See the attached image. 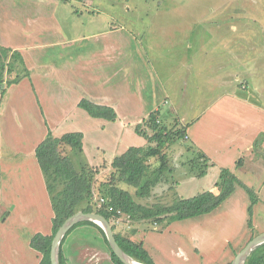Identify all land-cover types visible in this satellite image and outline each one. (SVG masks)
Masks as SVG:
<instances>
[{
    "label": "rangeland",
    "instance_id": "1",
    "mask_svg": "<svg viewBox=\"0 0 264 264\" xmlns=\"http://www.w3.org/2000/svg\"><path fill=\"white\" fill-rule=\"evenodd\" d=\"M59 2L56 10L60 25L69 27L81 42L86 36L88 40L85 43L91 44L109 36L101 35L109 31L127 37L131 45L130 58L137 70L136 78L130 81V93L136 94L137 90L139 94L145 88L148 101L153 98V102L157 100L159 105L152 111H160V126L171 132L185 126L186 133L190 134L165 149L171 167L177 170L176 180L171 176L173 181L170 184L163 181L154 187L151 196L145 198L137 195L132 186L124 184L123 187L132 191L137 201L149 206L155 203L171 205L177 197L218 191L215 183L220 169L227 166L236 171L233 149L229 152L232 147L227 145L229 129L237 130L239 120L243 119V123L247 121L250 127L264 131V0ZM6 60L1 61L0 55V64ZM141 74L144 87L138 80ZM241 108L242 111L238 112ZM135 114L136 111L129 113L131 117ZM138 116L134 120L137 121ZM143 121L144 129L148 128V117ZM136 125H130L127 131L125 139L130 145H153L135 131ZM148 131L154 133L150 127ZM82 140L83 148L71 150L70 156L78 168L88 165L103 172L96 179L98 185L110 171V161L93 166L84 149L87 146L92 151L96 144ZM219 142L224 144L222 152L227 153L220 154L225 156L223 159L213 150ZM259 152L260 157L256 153L248 159L245 169L237 173L262 198L254 207V229L248 226L250 197L244 188L237 185L234 193L210 213L168 224L164 222L163 225L139 223L136 239L143 240L145 248L147 232L151 228L158 231L149 237L146 248L155 264H232L250 239L264 232V184L261 183L264 179V152ZM200 153H205L212 163L209 173L203 177L194 175L189 165L191 160L196 162ZM247 153L237 152L235 157L248 156ZM150 162L153 167L159 165L155 158ZM253 172L259 174L254 175ZM167 184L169 192L164 187ZM17 212V209L9 208L0 218V250L28 249L30 237L42 231L35 225L25 224L24 217H18ZM136 225L128 218L117 223L119 231L125 228L132 230ZM45 230L46 227L43 228ZM84 242L94 246L90 252L98 245L108 249L103 237L99 239L84 232L82 225L67 235L63 245L77 258L85 247ZM31 251L36 252L34 249ZM14 257V264L27 263L25 257L18 253ZM83 259L87 258L83 255ZM80 261L78 257L75 264H80ZM88 264H108V260L98 258L96 254Z\"/></svg>",
    "mask_w": 264,
    "mask_h": 264
},
{
    "label": "crops",
    "instance_id": "2",
    "mask_svg": "<svg viewBox=\"0 0 264 264\" xmlns=\"http://www.w3.org/2000/svg\"><path fill=\"white\" fill-rule=\"evenodd\" d=\"M59 1L0 0V55L1 61L7 59L0 64V218L9 208L17 209V216H23L25 224L39 227L42 231L36 233L44 234L52 232L54 212H50L52 204L46 179L36 157L38 145L49 134L61 137L70 132H82L85 143L89 140L90 144H96L92 151L85 146L88 161L93 166L111 162L131 147L125 139L129 126L140 123L159 106L153 98L148 101L145 88L139 94L137 90L136 94L130 93V81L136 78L137 70L130 58L131 45L127 37L109 31L101 34L109 36L91 44L85 43L86 36L81 42L69 27L60 25L56 10ZM138 80L144 87L142 74ZM83 98L113 108L116 119L92 116L80 106ZM133 111L136 114L131 117L129 113ZM241 111L242 108L238 112ZM242 120H239L237 130L231 128L227 133V145L232 147L229 152L233 149L236 171L225 168L236 175L245 169L248 159L255 156L254 142L261 132L264 133ZM189 136L187 132V138ZM195 141L198 144L196 137ZM221 143L213 150L223 159L225 156L220 154L227 153L222 152L224 144ZM200 146L210 154L203 145ZM242 151L248 152V156H241L245 158V164L238 168L237 161L241 157L236 158L235 154ZM173 168L165 172L169 184L177 177V170ZM261 183L264 184V179ZM169 184L164 186L167 192ZM152 229L147 232L146 248L149 237L158 232L156 228ZM84 232L102 238L95 227L84 226ZM36 233L30 237L29 243ZM85 244L78 255L80 264H88L96 254L113 264L108 249L98 245L90 252L94 246ZM29 247L18 248L19 251L0 250V264H14L16 253L25 257L26 264H39L42 254L35 249L36 252H32L31 244ZM83 255L87 259H83ZM63 257L67 264H75L78 258L65 246Z\"/></svg>",
    "mask_w": 264,
    "mask_h": 264
},
{
    "label": "trees",
    "instance_id": "3",
    "mask_svg": "<svg viewBox=\"0 0 264 264\" xmlns=\"http://www.w3.org/2000/svg\"><path fill=\"white\" fill-rule=\"evenodd\" d=\"M80 106L94 117L114 120L117 116L113 108L96 104L86 98L80 101ZM159 113L160 111H152L148 116L149 127L153 130V134L148 131L149 127L144 129L142 123L146 121L135 126L136 132L153 145L131 146L116 156L110 162V171L98 185H96V179L99 178L100 170L88 165L78 168L69 153L73 149H82V132H70L61 137L49 134L38 145L36 157L46 179L54 212L51 234L38 232L29 243L33 249L42 254L39 264H52L51 242L64 221L78 211L104 215L109 220L115 231V237L125 252L145 264H155L154 259L144 247L143 240L136 239L139 223L163 225L164 222L168 224L174 220H184L210 213L234 193L237 185L244 188L250 197L248 226L254 229V207L260 198L253 188L244 183L229 168L220 169L216 182L218 191L208 190L192 197H177L171 205L157 203L150 206L145 205L136 200L132 191L123 187L124 184L132 186L136 189L137 195L145 198L151 196L154 187L167 180L165 172L171 169V165L165 149L181 138L186 139L187 133L185 126L178 127L173 132L160 126ZM260 150L264 152V133L259 134L254 142V153L259 156ZM152 158L159 161L158 166H152L150 162ZM197 159L200 160V164ZM195 160L196 162L192 160L189 162L192 173L198 177L207 175L212 165L209 157L205 153H200ZM244 164L245 158L241 157L237 161V167L241 168ZM123 218H128L130 222L137 224V227L132 230L131 228L117 230V223ZM79 225L98 229L108 246L111 262L124 264L112 250L103 228L93 221L79 222L69 230L65 238ZM65 238L60 248L61 264H65L63 257ZM245 264H264V244L249 255Z\"/></svg>",
    "mask_w": 264,
    "mask_h": 264
},
{
    "label": "water",
    "instance_id": "4",
    "mask_svg": "<svg viewBox=\"0 0 264 264\" xmlns=\"http://www.w3.org/2000/svg\"><path fill=\"white\" fill-rule=\"evenodd\" d=\"M82 221H93L97 223L99 226L103 228L105 231L109 244L118 258L124 264H145L135 258L131 257L121 245L118 243V239L115 237V232L109 222V220L102 214L96 212H84L78 211L71 216H69L64 223L60 226L57 233L55 234L53 241L51 242V263L52 264H61L60 262V248L63 239L66 234L72 229L76 224ZM264 244V232H260L256 236H254L250 241L246 244L244 248H242L237 255L235 256L232 264H245L249 255L257 249L259 246Z\"/></svg>",
    "mask_w": 264,
    "mask_h": 264
}]
</instances>
